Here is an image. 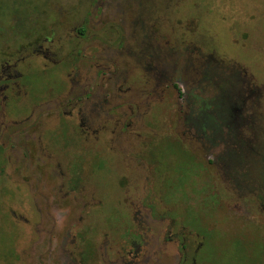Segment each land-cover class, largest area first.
<instances>
[{
    "label": "rangeland",
    "instance_id": "374dc122",
    "mask_svg": "<svg viewBox=\"0 0 264 264\" xmlns=\"http://www.w3.org/2000/svg\"><path fill=\"white\" fill-rule=\"evenodd\" d=\"M0 264H264V0H0Z\"/></svg>",
    "mask_w": 264,
    "mask_h": 264
}]
</instances>
